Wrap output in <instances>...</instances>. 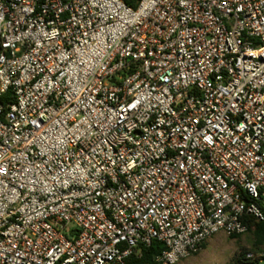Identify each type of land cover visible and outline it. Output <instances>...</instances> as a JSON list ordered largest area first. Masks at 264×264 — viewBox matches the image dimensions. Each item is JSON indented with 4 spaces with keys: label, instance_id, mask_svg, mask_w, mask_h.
Segmentation results:
<instances>
[{
    "label": "built area",
    "instance_id": "1",
    "mask_svg": "<svg viewBox=\"0 0 264 264\" xmlns=\"http://www.w3.org/2000/svg\"><path fill=\"white\" fill-rule=\"evenodd\" d=\"M7 94L0 264H178L264 222V0H0Z\"/></svg>",
    "mask_w": 264,
    "mask_h": 264
},
{
    "label": "rangeland",
    "instance_id": "2",
    "mask_svg": "<svg viewBox=\"0 0 264 264\" xmlns=\"http://www.w3.org/2000/svg\"><path fill=\"white\" fill-rule=\"evenodd\" d=\"M263 252L264 246L260 250L255 247L253 233L236 239L218 234L207 243L206 249L201 253L178 264H243L241 257L244 253H253L255 258H258ZM247 255L246 258L251 259Z\"/></svg>",
    "mask_w": 264,
    "mask_h": 264
},
{
    "label": "trees",
    "instance_id": "3",
    "mask_svg": "<svg viewBox=\"0 0 264 264\" xmlns=\"http://www.w3.org/2000/svg\"><path fill=\"white\" fill-rule=\"evenodd\" d=\"M129 7L137 8L141 0H123ZM11 94L0 97V103L7 105L10 101ZM249 233H253L255 238V247L260 250L264 246V222L255 223L253 229ZM241 236H230V238L236 239ZM207 244L203 247L206 249ZM164 250V246L155 241L150 247H142L140 256H132L128 259L127 264H156L154 263V257ZM247 253H244L241 257L243 264H264V252L261 256L255 259H247Z\"/></svg>",
    "mask_w": 264,
    "mask_h": 264
}]
</instances>
